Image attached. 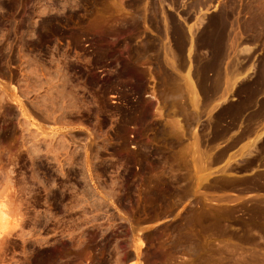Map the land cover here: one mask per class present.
Segmentation results:
<instances>
[{"label": "rangeland", "instance_id": "obj_1", "mask_svg": "<svg viewBox=\"0 0 264 264\" xmlns=\"http://www.w3.org/2000/svg\"><path fill=\"white\" fill-rule=\"evenodd\" d=\"M263 22L264 0H0V264L264 259Z\"/></svg>", "mask_w": 264, "mask_h": 264}, {"label": "bare ground", "instance_id": "obj_2", "mask_svg": "<svg viewBox=\"0 0 264 264\" xmlns=\"http://www.w3.org/2000/svg\"><path fill=\"white\" fill-rule=\"evenodd\" d=\"M249 10H250V9H249ZM252 11H253V10H252ZM222 12H223V11H222ZM224 12H225V11H224ZM226 13H227V12H226ZM239 13H240V12H239ZM219 14H220V13H219ZM231 14H232V13H231ZM236 14H237V13H236ZM232 15H233V14H232ZM234 15H235V14H234ZM257 15H258V14H257ZM218 16H219V15H218ZM262 17H263V16H262ZM220 18H221V16H220ZM249 18H250V17H249ZM225 19H226V18L223 17V18L220 19V20H214L213 22H211V26H212V27L210 26L211 28H210L209 30L207 29V30H208V31H207L208 33H207V34H208V35H211V34L213 35V34H214V35H213L214 37H215V36H218V34L221 33V29H222V28H220V32L217 34L218 28L220 27V25H221L222 23H223V25H224V24H225L224 22H226V21L228 20V18H227L226 21H225ZM199 20H200V19H199ZM231 21H232V20H231ZM252 21H253V20H252ZM197 22H198V21H197ZM261 23H262V22H261ZM263 23H264V22H263ZM208 24H209V23H208ZM233 24H234V23H233ZM255 24H256V23H255ZM255 24H254V26H255ZM258 24H259V23H258ZM252 25H253V24H252ZM217 26H218V27H217ZM224 26H226V25H224ZM250 26H251V25H250ZM236 27H237V26H236ZM202 28H203V27H202ZM227 28H228V27H227ZM232 28H233V27H232ZM252 28H253V27H252ZM180 29H181V28H180ZM189 29H190V28H189ZM255 30H256V29H255ZM181 31H182V30H181ZM189 31H190V30H189ZM109 32H110V31H109ZM224 32H225V31H224ZM177 33H178V32H177ZM180 33L182 34V32H180ZM126 34H127V33H126ZM175 34H176V33H175ZM205 34H206V32H205ZM207 34H206V35H207ZM216 34H217V35H216ZM110 35H111V34H110ZM176 35H178V34H176ZM184 35H185V34H184ZM184 35H183V36H184ZM212 35H211V36H212ZM221 35H222V34H221ZM237 35H238V34H237ZM241 35H242V34H241ZM178 36H180V34H179ZM200 36H201V35H200ZM200 36H199V37H200ZM204 36H205V35H204ZM219 36H220V35H219ZM219 36H218V37H219ZM189 37H190V36H189ZM218 37H216V38H218ZM225 37H226V36H225ZM233 37H234V36H233ZM131 38H133V37H131ZM177 38H178V37H177ZM182 38H183V37H182ZM184 38H185V37H184ZM205 38H206V36H205ZM207 38H210V39L212 40V37L207 36ZM221 38H222V37H221ZM175 39H176V37H175ZM201 39H202V38H201ZM191 41H192V40H191ZM208 41H210V40L208 39ZM175 42H177V41H175ZM178 42H179V41H178ZM204 42H205V41H204ZM204 42H203V43H204ZM218 42H219V41H218ZM183 43H184V42H183ZM190 43H191V42H190ZM190 43H189V44H190ZM209 43H210V42H209ZM211 43H212V41H211ZM215 43H216V42H214V45L217 46L218 43H216V44H215ZM222 43H223V42H222ZM211 45H213V44H211ZM211 45H210V46H211ZM214 45H213V46H214ZM205 46H206V44H205ZM213 46H211V47H213ZM215 46H214V47H215ZM184 48H185V46H184ZM178 49H179V48H178ZM189 49H190V48H189ZM211 49H212V48H211ZM109 50H110V49H109ZM145 51H146V50H145ZM165 51H166V49H165ZM178 51H179V50H178ZM187 51H188V49H187ZM234 51H235V50H234ZM239 51H240V50H239ZM247 51H248V50H247ZM132 52H133V51H132ZM216 52H217V51H215V54H216ZM139 53H140V52H139ZM221 54H222V53H221ZM132 55H133V54H132ZM218 55H219V54H218ZM178 56H179V55H178ZM193 56H194V55H193ZM223 56H224V55H223ZM186 57H187V56H186ZM212 57L214 58V56H212ZM219 57H221V55H220ZM226 57H227V56H226ZM213 58H212V59H213ZM197 59H198V58H197ZM210 59H211V58H210ZM223 59H224V58H223ZM223 59H222V60H223ZM125 60H126V59H125ZM165 60H166V59H165ZM219 60H220V59H219L218 57L214 58L213 61L210 60L212 63H210V65H208V68L211 67V69H207V68H205V69H207L208 71H209V70L211 71L212 69H214L213 71H216L215 73H218V71H219L218 67L220 66V65L218 64ZM167 61H169V59H168ZM128 62H130V61H128ZM195 62H196V61H195ZM124 63H125V62H124ZM130 63H131V62H130ZM130 63H129V64H130ZM199 63H200V62H199ZM129 64H128V65H129ZM232 64H233V63H232ZM5 65H6V64H5ZM163 65H164V64H163ZM198 65H199V64H198ZM167 66H168V65H167ZM204 66H205V65H204ZM130 67H131V66H130ZM130 67H129V66H125V67H124L125 73H126L127 75H131V73L133 74V72H134V71H133L134 69L131 70ZM132 67H133V65H132ZM254 67H255V66H254ZM199 68H200V67H199ZM263 68H264V67H263ZM154 69H155V68H154ZM217 69H218V71H217ZM166 70H167V69H166ZM203 70H204V69H203ZM229 70H230V69H229ZM35 71H36V70H35ZM137 71H138V70H137ZM204 71H206V70H204ZM252 71H253V70H252ZM36 72H37V71H36ZM158 72H159V71H158ZM157 74H158V73H157ZM219 74H220V73H219ZM136 75H137V74H136ZM215 75H218V74H215ZM187 76H188V75H187ZM187 76H186V78H187ZM172 77H173V76H172ZM188 77H189V76H188ZM216 77H217V76H216ZM226 77H227V76H226ZM260 77H261V76H260ZM163 79H164V78H163ZM168 79H169V78H168ZM204 80H205V79H204ZM228 80H229V79H228ZM52 81H53V80H52ZM175 81H176V80H175ZM188 83H189V82H188ZM202 83H203V82H202ZM232 83H233V82H232ZM227 84H229V83H227ZM42 85H43V84H42ZM48 85H49V84H48ZM107 85H108V84H107ZM189 85H190V84H189ZM225 85H226V84H225ZM225 85H224V86H225ZM159 86H160V85H159ZM111 88H112V87H111ZM160 88H161V87H160ZM166 88H167V87H166ZM189 88H190V87H189ZM246 88H247V86H246ZM56 89H57V88H56ZM56 91H57V90H56ZM167 91H168V90H167ZM189 92H190V90H189ZM60 93H61V92H60ZM58 94H59V93H58ZM215 94H216V93H215ZM50 95H51V94H50ZM21 96H22V95H21ZM68 96H70V95H68ZM0 97H1V96H0ZM219 97H220V96H219ZM47 98H48V97H47ZM51 98H52V97H51ZM1 99H2V97H1ZM57 99H58V98H57ZM214 99H215V98H214ZM246 99H247V98H246ZM15 102H18V100L16 99ZM191 103H192V102H191ZM193 103H194V102H193ZM17 104H18V103H17ZM49 104H50V103H49ZM42 105H43V104H42ZM68 105H69V104H68ZM193 105H194V104H193ZM20 107H21V105H20ZM195 107H196V106H195ZM34 108H35V106H34ZM51 108H52V107H51ZM69 108H70V107H69ZM72 108H73V107H72ZM173 108H174V107H173ZM6 109H7V108H6ZM60 109H61V108H60ZM20 110L22 111L21 108H20ZM48 110H49V109H48ZM52 112H53V111H52ZM132 112H133V111H132ZM41 113H42V112H41ZM20 115H21V114H20ZM26 115H27V114H26ZM50 115H52V114H50ZM21 116H24V117H25V114H22ZM46 116H47V115H46ZM53 116H54V115H53ZM184 116H185V115H184ZM240 116H241V115H240ZM129 117H130V116H129ZM135 117H136V116H135ZM46 118H47V117H46ZM24 119H26V118H24ZM24 119H23V120H24ZM44 119H45V118H44ZM131 119H132V118H131ZM23 120H22V121H23ZM27 120H28V119H27ZM126 120H127V119H126ZM138 120H139V119H138ZM133 121H134V120H133ZM139 122H140V121H139ZM236 123H237V122H236ZM64 124H65V123H64ZM128 124H129V122H128ZM22 125H23V124H22ZM57 125H58V124H57ZM60 125H61V124H60ZM126 125H127V124H126ZM177 125H178V124H177ZM68 126H69V125H68ZM36 128H37V127H36ZM173 128H174V127H173ZM9 129H10V128H9ZM121 129H122V128H121ZM158 129H159V128H158ZM25 130H26V129H25ZM39 130H40V129H39ZM122 130H123V129H122ZM176 130H177V129H176ZM176 130H175V131H176ZM68 132H69V131H68ZM176 132H177V131H176ZM181 132H182V131H181ZM164 133H165V132H164ZM224 133H226V132H224ZM50 134H51V133H50ZM50 134H49V135H50ZM123 135H124V134H123ZM46 136H47V135H46ZM263 136H264V135H263ZM35 137H36V136H35ZM48 137H49V136H48ZM239 138H240V137H239ZM120 139H121V138H120ZM155 139H156V138H155ZM151 140H152V139H151ZM178 140H179V139H178ZM241 141H242V140H241ZM156 142H157V141H156ZM32 143H33V142H32ZM170 144H172V143H170ZM263 144H264V143H263ZM175 145H176V144H175ZM158 146H159V145H158ZM171 146H172V145H171ZM179 146H180V145H179ZM181 148H182V147H181ZM145 149H146V148H145ZM157 149H158V148H157ZM159 149H160V148H159ZM250 149H251V148H250ZM173 150H174V149H173ZM159 152H160V151H159ZM251 152H252V151H251ZM252 153H253V152H252ZM259 154H260V153H259ZM142 156H143V155H142ZM161 156H162V155H161ZM249 156H250V154H249ZM128 157H129V156H128ZM72 158H73V157H72ZM126 159H127V158H126ZM129 159H130V158H129ZM154 159H155V158H154ZM158 159H159V158H158ZM160 159H161V157H160ZM119 160H120V159H119ZM142 160H143V159H142ZM154 161H155V160H154ZM121 162H122V161H121ZM169 163H170V162H169ZM163 164H164V163H163ZM173 164H174V163H173ZM173 164H172V165H173ZM165 165H166V164H165ZM135 166H136V165H135ZM128 167H129V166H128ZM149 170H150V169H149ZM168 170H169V169H168ZM165 173H167V172H165ZM172 174H173V173H172ZM171 176H172V175H171ZM152 178H153V176H152ZM152 178H151V179H152ZM143 179H144V178H143ZM258 179H259V178H258ZM171 180H172V179H171ZM174 180H175V179H174ZM174 180H173V181H174ZM143 181H144V180H143ZM150 181L153 182V180H150ZM161 181H162V180H161ZM9 182H10V181H9ZM140 182H141V181H140ZM152 182H151V183H152ZM151 183H150V184H151ZM138 184H139V183H138ZM5 185H6V184H5ZM154 185H155V183H154ZM144 186H145V185H144ZM151 186H152V185H151ZM166 187H167V186H166ZM262 187H263V186H262ZM7 188H8V187H7ZM136 188H137V187H136ZM150 188H153V189H154L155 187H150ZM242 188H243V187H242ZM3 189H5V186H4ZM3 189H2V190H3ZM14 189H15V188H14ZM132 190H133V189H132ZM149 190H150V189H149ZM155 190H156V189H155ZM9 191H10V190H9ZM150 191H151V190H150ZM167 191H168V190H167ZM152 192H153V191H152ZM148 193H150V192H148ZM153 193H155V194L158 195V193H156V191L153 192ZM165 193H166V192H165ZM7 194H8V193H7ZM0 196H1V194H0ZM4 196H5V194H4ZM10 196H11V195H10ZM148 196H149V194H148ZM172 196H173V195H172ZM150 197H151V196H150ZM159 197H160V196H159ZM180 197H181V196H180ZM253 197H254V196H253ZM143 198H145V197L143 196ZM151 198H152V197H151ZM154 198L156 199V197L154 196V197L152 198L153 200H152V199H150V200H151L153 203L156 204L157 202H156V201L154 202ZM165 198H166V197H165ZM146 199H147V202H148V201L150 202V200H148L149 197L146 198ZM146 199H145V200H146ZM158 199H159V198H158ZM6 200H7V199H6ZM137 200H138V199H137ZM145 200L143 199V201H144V205L146 204V206H147V204H148L149 202L146 203ZM157 201H158V200H157ZM159 201H160V200H159ZM1 202H2V200H1ZM4 202H5V201H4ZM15 202H16V201H15ZM135 202H136V201H135ZM141 202H142V201H141ZM92 203H93V202H92ZM95 203H96V202H95ZM254 203H255V202H254ZM76 204H77V203H76ZM17 205H18V204H17ZM79 205H80V204H79ZM133 205H134V204H133ZM144 205H142V206H144ZM148 205H151V203H149ZM257 205H258V204H257ZM10 206H11V205H10ZM136 206H137V205H136ZM146 206H145V207H146ZM200 206H201V205H200ZM75 207H76V206H75ZM96 207H97V206H96ZM246 207H247V206H246ZM4 208H5V205H3L2 203H0V220H4V218H6V217H5V216H6V214H5L6 211L4 210ZM141 208L143 209L144 207H141ZM147 208H151V207L148 206V207H146V209H147ZM174 208H175V207H174ZM244 208H245V207H244ZM146 209H145V210H146ZM152 209H154V208H152ZM256 209H257V208H256ZM13 210H14V209H13ZM97 210H98V209H97ZM136 210H137V209H136ZM162 210H163V209H162ZM232 210H233V209H232ZM247 210H248V209H247ZM258 210H259V209H258ZM14 211H15V210H14ZM82 211H83V210H82ZM130 211H131V210H130ZM142 211H143V210H142ZM259 211H260V210H259ZM8 212H9V211H8ZM163 212H164V211H163ZM14 213H15V212H14ZM125 213H126V212H125ZM133 213H134V212H133ZM154 213H155V212H154ZM197 213H198V212H197ZM197 213H196V214H197ZM255 213H256V212H255ZM9 214H10V213H9ZM9 214H8V215H9ZM90 214H91V213H90ZM184 214H185V213H184ZM199 215H200V214H199ZM258 215H259V214H258ZM11 216H12V215H11ZM155 216H156V215H155ZM158 216H159V215H158ZM201 216H202V215H201ZM254 216H255V215H254ZM7 217H9V216H7ZM20 217H21V216H20ZM142 217H143V216H142ZM201 219H202V218H201ZM262 219H263V220H262ZM262 219L260 220V222H256L255 226H259V225H258L259 223H261V225L264 224V216H263ZM127 220H128V219H127ZM189 221H190V220H189ZM191 221H192V220H191ZM215 221H216V220H215ZM220 221H221V220H220ZM218 222H219V221H218ZM18 223H19V222H18ZM84 223H85V222H84ZM214 223H215V222H214ZM253 223H254V222H253ZM16 224H17V222H16ZM195 224H198V226L200 227L201 231H204V228H206V226H205V224H204L203 221H197ZM208 224H209V223H208ZM211 224H212V223H211ZM189 225H192V222L189 223ZM0 226H1V225H0ZM13 226H14V225H13ZM224 226H226V225H224ZM227 226H228V224H227ZM75 227H76V226H75ZM215 227H216V226H215ZM220 227H221V226H220ZM181 228H182V227H181ZM216 228H217V227H216ZM227 228H228V227H227ZM184 229H185V228H184ZM189 229H191V228H189ZM189 229H187L186 231H188ZM220 229H221V228H220ZM223 229H224V228H223ZM0 230H3V229H0ZM176 230H177V229H176ZM180 230H181V229H180ZM180 230H177V231L180 232ZM191 230H192V229H191ZM184 231H185V230H184ZM193 231H194V230H193ZM193 231H192V232H193ZM219 231H220V230H219ZM2 232H3V231H2ZM9 232H12V230L9 231ZM179 232H178V233H175V237H174V239L171 238V239H172V242H170L169 245H167V246H170V247H169V249H170V252H169V253L173 255L174 253H177V254H178L179 252L186 251V252H184V253L186 254V253L188 252V253L191 254L190 256H194L193 254H195V253H200V252H196V251L198 250L197 247H196L197 244H198V243L196 242V241H197V240H196L197 238L195 239V236H196L195 233H196V232L194 231L195 233H194V234H191L192 236H191L190 234H188V235L191 236V238H192L193 235H194V238H192V240H190L189 237H188V238H185L186 235H187V234H185L186 232L183 233V234H181V235H180ZM192 232H191V233H192ZM197 232H198V234H199V231H197ZM209 232H210V231H209ZM0 233H1V232H0ZM161 233H162V232H161ZM189 233H190V232H189ZM211 233H212V231H211ZM170 234H172V232H171ZM200 234H201V233H200ZM4 235H5V234H4ZM172 235H173V234H172ZM183 235H185V236H183ZM225 235H226V234H225ZM225 235H224V236H225ZM165 236H166V235H165ZM173 236H174V235H173ZM197 236H198V238L200 237L199 235H197ZM227 236H228V235H227ZM237 236H238V235H237ZM262 236H263V235H262ZM225 237H226V236H225ZM228 237H229V236H228ZM242 237H243V236H242ZM160 238H161V237H160ZM202 238H203V237H202ZM221 238H223V237H221ZM1 239H2V238H1ZM171 239H170V240H171ZM218 239H219V238H218ZM170 240H169V241H170ZM199 240H200V239H199ZM220 240H221V239H220ZM241 240H243V239L241 238ZM260 240H261V239H260ZM155 241H156V240H155ZM254 241H255V240H254ZM157 242H158V241H157ZM218 242L220 243V241H218ZM185 243H189V245L187 246V244H186V245L184 246ZM201 243H202V241H200V244H198V245L201 246ZM213 243H214V242H213ZM221 243H222V242H221ZM231 243H232V242H231ZM111 244H112V243H111ZM203 244H204V243H203ZM205 244H207V243H205ZM232 244H233V243H232ZM237 244H238V243H237ZM244 244H245V243H244ZM216 245H217V247H218V244H216ZM238 245H239V244H238ZM240 245H241V244H240ZM242 245H243V244H242ZM206 246H207V245H206ZM220 246H221V245H220ZM234 246H235V245H234ZM202 247H203V246H202ZM213 247H214V245H213ZM199 248H200V247H199ZM218 248H219V247H218ZM232 248H233V246H232ZM240 248H241V247H240ZM136 249H137V248H136ZM208 249H209V248H207V251H209ZM228 249H229V247H228ZM235 249H236V248H235ZM235 249H234V251H235ZM163 250H164V249H163ZM211 250H212V249H211ZM213 250H214L215 252L217 251V253H211V252H210V253H208V254H209V257L207 256L208 259H206V258H205V260H204V258H203V260H202L201 258H200V259H201L202 261H204V262H205L206 260H208V262H209V261L211 262V261L213 260V261H214L213 264H227V261H226V262L224 261V262H225V263H224V262H223V259L226 257L227 260H228L231 256H232L231 258H233V254L235 253V252H234V253L232 254L231 251H230L229 253L231 254V256L228 258L227 256H225L224 253H221V252L219 251V249H214V248H213ZM213 250H212V251H213ZM230 250H231V248H230ZM245 250H246V248H245ZM200 251H201V250H200ZM228 251H229V250H228ZM237 251H238V250H237ZM239 251H240V250H239ZM226 252H227V251H226ZM201 253H202V252H201ZM166 254H167V253H166ZM170 254H169V255H170ZM177 254H175V255H177ZM181 254H182V253H181ZM202 254H203V253H202ZM212 254H213V255H212ZM226 254H227V253H226ZM230 254H229V255H230ZM239 254H240V253H239ZM241 254H243V253H241ZM247 254H249V253H247ZM148 255H149V254H148ZM187 255H188V254H187ZM187 255H185V256H187ZM197 255L199 256V255H201V254H197ZM197 255H196V256H197ZM229 255H228V256H229ZM234 255H235V254H234ZM237 255H238V254H237ZM179 256H180V255H179ZM198 256H197V257H198ZM204 256H205V255H204ZM245 256H246V254H245ZM247 256H249V255H247ZM168 257H169V256H168ZM234 257H235V256H234ZM237 257H238V256H237ZM242 257H244V256H241V255H240L239 258H241V259H239V260H237V259L235 258V260H234L233 262H231V264H258L257 262H259L260 264H263V263H264V262H263L264 259H263V258H261V259H263V260L260 259L261 256H260V257H257V256H254V254H253V256L250 257V258L248 257V259H250V260H248L247 258H245V259L243 258V259H242ZM186 258H187V257H186ZM188 258H189V256H188ZM211 258H212V260H211ZM258 258H259V259H258ZM194 259H196V258H194ZM196 260H197V259H196ZM201 260H200V261H201ZM224 260H225V259H224ZM229 260H230V259H229ZM229 260H228V261H229ZM98 261H99V260H98ZM189 261H191V260H189ZM198 261H199V260H198ZM230 261H231V260H230ZM179 262H180V261H179ZM183 262H184V261H183ZM185 262H186V261H185ZM187 262H188V261H187ZM192 262H193V261H192ZM192 262H191V263H192ZM204 262H203L202 264H206V263H204ZM97 263H98V262H97ZM108 263H109V262H108ZM180 263H181V262H180ZM175 264H177V263H175ZM182 264H184V263H182ZM188 264H189V263H188ZM228 264H229V263H228Z\"/></svg>", "mask_w": 264, "mask_h": 264}]
</instances>
